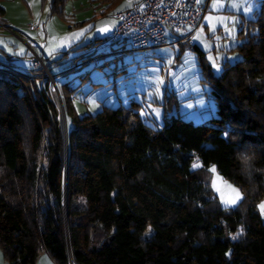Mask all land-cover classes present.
Instances as JSON below:
<instances>
[{"label": "trees", "instance_id": "trees-1", "mask_svg": "<svg viewBox=\"0 0 264 264\" xmlns=\"http://www.w3.org/2000/svg\"><path fill=\"white\" fill-rule=\"evenodd\" d=\"M64 1L50 0L51 13L63 15ZM97 1L95 19L123 0ZM238 35L230 51L239 58L218 76L191 46L216 106L205 124L172 115L151 127L136 103L80 117L76 88L63 83L65 128L42 67L0 69L4 262L36 264L45 252L54 264H264V175L246 184L234 159L237 146L251 144L264 167V0ZM210 167L240 190L235 207L218 203Z\"/></svg>", "mask_w": 264, "mask_h": 264}, {"label": "rangeland", "instance_id": "rangeland-1", "mask_svg": "<svg viewBox=\"0 0 264 264\" xmlns=\"http://www.w3.org/2000/svg\"><path fill=\"white\" fill-rule=\"evenodd\" d=\"M132 1L123 0L95 19L94 15L99 17L101 13L97 0H65L61 16L51 13L50 0H1L5 15L0 20V60L6 66L9 60L17 71L46 66L52 76H58V89L63 83L76 88L72 102L80 117L95 114L104 106H120L125 100L127 105L141 103L140 117L151 127H161L163 119L172 115L194 124L217 118L207 73L191 46L196 45L204 53L211 74L218 76L225 62L239 58L230 49L241 43L238 32L244 21L254 18L261 0H202V24L189 41L168 42L146 50L114 43L73 71L75 58L84 50L80 47L106 37L115 26L116 13ZM52 91L55 93L53 86ZM58 106L63 126L69 128L59 102ZM193 112L197 113L190 115ZM200 167L194 161L192 169ZM208 171L218 203L235 207L241 199L240 190L214 167ZM226 185L239 191L235 203L226 202L232 198ZM262 203L264 200L257 203V211L264 222V211L259 207Z\"/></svg>", "mask_w": 264, "mask_h": 264}, {"label": "built area", "instance_id": "built-area-1", "mask_svg": "<svg viewBox=\"0 0 264 264\" xmlns=\"http://www.w3.org/2000/svg\"><path fill=\"white\" fill-rule=\"evenodd\" d=\"M204 14L201 0H139L116 13L113 30L79 53L72 69L79 70L91 61V56L96 58L114 43H127L131 50H146L166 45L169 36H176L179 42L189 41L201 26ZM3 68L8 66L0 60V69Z\"/></svg>", "mask_w": 264, "mask_h": 264}, {"label": "clouds", "instance_id": "clouds-1", "mask_svg": "<svg viewBox=\"0 0 264 264\" xmlns=\"http://www.w3.org/2000/svg\"><path fill=\"white\" fill-rule=\"evenodd\" d=\"M234 159L238 164V174L249 185L257 182L258 175H264V167L260 165L261 156L255 146L245 144L234 150Z\"/></svg>", "mask_w": 264, "mask_h": 264}, {"label": "crops", "instance_id": "crops-1", "mask_svg": "<svg viewBox=\"0 0 264 264\" xmlns=\"http://www.w3.org/2000/svg\"><path fill=\"white\" fill-rule=\"evenodd\" d=\"M139 0H133L132 1V3L130 4V5H128V6H125L124 8H122V9H119V10H123V9H126V8H129V7H131L132 5H134V4H136L137 2H138ZM201 2H202V0H201ZM116 23V22H115ZM170 38V39H169ZM169 40H168V42H171V43H173V42H175V43H179V41H177V37L176 36H169ZM180 44V43H179ZM9 65H11V63H9ZM11 66H13V65H11ZM14 69V68H13ZM21 71V70H20ZM28 71V70H27ZM21 72H26V71H21ZM137 102V104H141L140 102H138V101H136ZM118 106V105H117ZM117 106H115V107H112V105H109V106H105V107H109V108H116ZM120 106H125V107H127V106H129V105H127L126 103H125V100L123 101V102H120ZM140 107H141V105H140ZM100 110V109H99ZM98 112V111H97ZM197 112H193V113H191L190 115H194V114H196ZM139 114H140V111H139ZM46 258V259H45ZM42 261H44V264H54V262L50 259V257L47 255V253H45V252H43V253H41L40 254V256L38 257V260H37V263L36 264H42ZM0 264H6V262H4V260L2 259V255H1V253H0Z\"/></svg>", "mask_w": 264, "mask_h": 264}, {"label": "water", "instance_id": "water-1", "mask_svg": "<svg viewBox=\"0 0 264 264\" xmlns=\"http://www.w3.org/2000/svg\"><path fill=\"white\" fill-rule=\"evenodd\" d=\"M10 32H12V33L15 34V32L12 31V30H10ZM15 35H16V34H15ZM41 62H42V61H41ZM43 68H44V70L46 71L47 77L49 78L50 83L52 84L53 89H54V91H55V93H56V95H57L58 102H59V104H60V106H61V108H62V114H63V117H65V115H64V113H63L62 99H61V96H60L59 90H58V88H57V86H56L55 79H54V77L51 75V73L49 72V70L47 69L46 66H44Z\"/></svg>", "mask_w": 264, "mask_h": 264}, {"label": "snow or ice", "instance_id": "snow-or-ice-1", "mask_svg": "<svg viewBox=\"0 0 264 264\" xmlns=\"http://www.w3.org/2000/svg\"><path fill=\"white\" fill-rule=\"evenodd\" d=\"M225 187H226V188L229 190V192L232 194V198L229 199V200H227L226 202H228V203H235V200L238 199L239 196H240L239 191L236 190V189H234V188H232L230 185H226ZM259 207L261 208V211H264V203H262ZM45 259H46V258H45ZM42 264H44V261H42Z\"/></svg>", "mask_w": 264, "mask_h": 264}]
</instances>
